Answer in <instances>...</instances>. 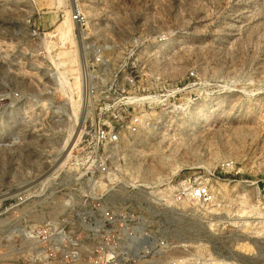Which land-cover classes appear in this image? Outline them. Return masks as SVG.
Here are the masks:
<instances>
[{"label":"rangeland","instance_id":"1","mask_svg":"<svg viewBox=\"0 0 264 264\" xmlns=\"http://www.w3.org/2000/svg\"><path fill=\"white\" fill-rule=\"evenodd\" d=\"M74 1L88 18L84 28L74 24L79 80L84 55L100 85L133 72L137 86L158 95L111 161L120 181L142 184L119 190V203L133 202L147 233L165 239L132 263L264 264V0ZM72 2L0 0V264L28 263L19 233L61 214L55 201L86 206L73 187L78 148L43 182L70 125L57 27L77 10ZM136 42L142 51L125 62ZM80 95L81 87V111ZM185 177L208 183L215 201L152 202L150 192ZM21 195L27 200L14 207ZM72 225L86 233L82 221Z\"/></svg>","mask_w":264,"mask_h":264},{"label":"built area","instance_id":"2","mask_svg":"<svg viewBox=\"0 0 264 264\" xmlns=\"http://www.w3.org/2000/svg\"><path fill=\"white\" fill-rule=\"evenodd\" d=\"M72 19L80 27L88 25V18L79 9L73 12ZM143 45L136 42L127 48L125 62L141 52ZM99 57L105 61L102 50ZM82 63L80 100L84 119L81 139L72 150L78 148L80 161L73 187L81 192L86 206H77L72 197L59 199L55 201L56 207L66 208L61 214L47 218L40 225L28 223L25 232L19 233L26 240L20 249L28 256L27 264H133L148 250L161 251L165 244L163 237L145 230L144 211L135 209L133 202L119 203L116 198L119 190L142 189V184L120 181L121 167L111 164L124 140H129L147 123L146 105L156 102L158 95L137 86L133 72L127 74L123 84L116 75L100 85L91 75L90 61L84 55ZM99 100L103 104L95 107ZM112 108L116 111L106 117ZM166 185L150 192L154 204L172 208L188 200L212 204L216 199L208 183L192 177L181 179L173 189ZM26 200L27 196H19L14 207ZM73 220L84 223L85 234L72 225ZM14 228V231L18 229Z\"/></svg>","mask_w":264,"mask_h":264},{"label":"bare ground","instance_id":"3","mask_svg":"<svg viewBox=\"0 0 264 264\" xmlns=\"http://www.w3.org/2000/svg\"><path fill=\"white\" fill-rule=\"evenodd\" d=\"M72 3H73V9L77 8L81 10L79 4L76 1L73 0ZM74 24L75 22L72 20L70 16L67 17V19L64 20L57 27L61 39L64 40L63 42L71 43L70 47H67L66 44L64 43V49L62 48L63 49L62 55L59 62L60 65H57L58 75L57 74L56 75L59 81L61 82V86L63 85L62 87H64V85H66L68 88V92L70 93L68 95L70 98L72 111L67 114L70 119V125H68L67 127L68 136L65 138L62 144L64 149V154L62 155L59 165L57 166L55 171L47 175L43 179V182L49 180L54 172L60 170L62 167L65 166V164L72 157L73 148L77 145V143L81 139L80 135L82 132L80 131V128L83 124L82 121L84 118L80 111L79 101L75 98V96L79 93V88L81 87L80 86L81 81L79 80V76H78V72H79L78 66L80 61L78 58V50L76 49L77 46L75 47V38L73 36ZM72 78L74 79V81H71ZM63 89L65 90V87Z\"/></svg>","mask_w":264,"mask_h":264}]
</instances>
